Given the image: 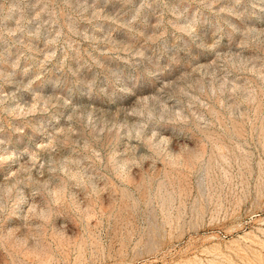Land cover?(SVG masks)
<instances>
[{
    "label": "rangeland",
    "instance_id": "obj_1",
    "mask_svg": "<svg viewBox=\"0 0 264 264\" xmlns=\"http://www.w3.org/2000/svg\"><path fill=\"white\" fill-rule=\"evenodd\" d=\"M0 264H264V0H0Z\"/></svg>",
    "mask_w": 264,
    "mask_h": 264
}]
</instances>
